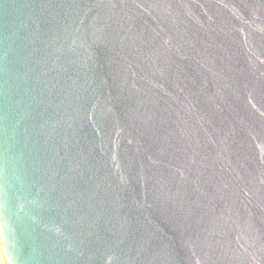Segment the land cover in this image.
Here are the masks:
<instances>
[{
  "label": "water",
  "instance_id": "1",
  "mask_svg": "<svg viewBox=\"0 0 264 264\" xmlns=\"http://www.w3.org/2000/svg\"><path fill=\"white\" fill-rule=\"evenodd\" d=\"M5 264H264V0H0Z\"/></svg>",
  "mask_w": 264,
  "mask_h": 264
},
{
  "label": "bare ground",
  "instance_id": "2",
  "mask_svg": "<svg viewBox=\"0 0 264 264\" xmlns=\"http://www.w3.org/2000/svg\"><path fill=\"white\" fill-rule=\"evenodd\" d=\"M0 264H5L3 253H2V250H1V246H0Z\"/></svg>",
  "mask_w": 264,
  "mask_h": 264
}]
</instances>
